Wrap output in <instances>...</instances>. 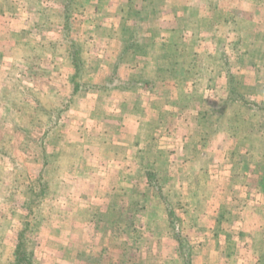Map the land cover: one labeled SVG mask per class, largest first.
Instances as JSON below:
<instances>
[{"label":"rangeland","instance_id":"obj_1","mask_svg":"<svg viewBox=\"0 0 264 264\" xmlns=\"http://www.w3.org/2000/svg\"><path fill=\"white\" fill-rule=\"evenodd\" d=\"M3 1L5 0H0V4L4 3ZM241 1L244 3H240ZM30 2H32L36 8H40L39 12L41 16L39 14L37 15L42 19L41 25L34 26L33 29L30 28L29 34H31V37L36 35L38 39H43L48 42L52 40L51 38L59 40V38L68 35L70 31H72V29L67 27L63 30L59 29V27L57 28V26L55 28L49 26L52 24L53 18L56 25L63 24L66 18L65 12H62L63 0H33ZM39 2L41 3L39 4ZM202 2L203 10L200 13V15H202L200 16V20L195 17L194 24L191 23L189 27L184 29L186 40L184 44L181 43L182 45L178 46L176 52L175 47H173L172 52H169L165 47H161L162 49L159 52L160 46L156 43L145 46L139 44L141 39L140 36H143L142 32H146L147 34L150 33L147 29H144L142 32L139 29L138 34L133 36L129 34L133 32L131 27L130 29H120L116 37L125 38L129 36L130 42L128 43H136L135 41H139L136 46L131 45L132 47L130 46L127 50L128 52L124 55L126 58L124 62L132 65V56L134 53L145 54L147 52L149 56L156 55V60L152 59L150 64H146V60L143 61L142 64L145 68L149 65L147 71L151 73V79L153 78V81L156 80L154 84H149L146 90L153 88L157 84V89H162V92L159 93L161 94V99H168L170 103L174 101L172 107L168 108V115L170 118H168L167 123L163 124L166 129L163 127V132H160V130L156 132L157 135L162 136V148L165 147L164 149H166L163 152H168L170 156L169 162L166 161L164 155H161L151 157L150 159H153V163H151L149 159L150 155L148 156L147 153L152 149L150 143V137L153 134L151 132V127H155L156 125L149 123L147 120L150 116H146L142 112L141 114L143 115H141V117L139 116L137 120L142 126V131H140L137 141L139 149V153L137 154L139 166L137 170H142V179L146 180L147 183H151L153 194L152 196L149 194H147L148 196L143 195L145 191L142 189V186H139L140 190H138L139 194L137 195L139 200L138 204H136V209L138 211L140 210L143 214L152 211L155 216L154 218H159V213H166L169 215L170 231L167 237L175 242L176 245L183 242V248L185 249L183 254L181 253L182 248L179 247L180 256L182 254L181 258L189 259L188 261L192 260L191 256L193 250L189 237L193 235L194 238H203L204 243L206 242L203 252L204 255L201 256V261L207 260L210 255L211 259L216 260L217 264H220L219 262L222 261L224 252H214L213 238L211 237L209 242H207L201 235L197 237L196 233L192 232L193 229L189 230V224L192 222L191 217H193V214L200 210L203 211V207L206 206L205 202L208 200V197L212 195V192H209L207 178L210 165L211 168H213V165L216 164V176L219 178L218 181H213L215 184H213L212 188L213 196L217 198L214 203L217 209L221 207L220 204L223 203L224 199L228 196V192L229 195L237 193L238 187L236 186L240 184V182H243L242 187L239 188L243 190L242 193L244 191H250L254 192L252 195L256 196V194L262 191L261 186L262 184L264 185V0H203ZM241 15L243 21L237 22V19ZM1 16L2 14L0 13V20ZM252 19H257L253 27L251 23L246 22L252 21ZM1 25H4V23L2 22ZM251 27L252 29H249ZM187 28H190V30ZM8 30H10V26H0V41L4 42L2 50H8L9 55L7 56L10 57L9 60L11 58L12 60L14 59L16 64H14V68L12 69L14 74L10 77V80L7 82L8 84L6 83L7 87L3 89L0 96V98L7 101L10 106L9 112L6 114L3 113L2 115V112H0V146L10 151L12 154L16 152V156H11L10 154V156L3 159V162L5 161V163H8L9 161V167L15 169V166L10 162L15 159V161L12 162H15L18 166L14 173L11 174L9 172V176L11 174L8 180L9 182L5 183V185L7 184L9 187L8 191L10 198L8 204H0V212L7 213V215H11L13 218L8 222V226L10 227L5 226L8 227L6 229L8 230L6 237H1L0 234V250L3 248V241L5 238H8L7 243H9V245L7 244L8 246L5 247L7 250L3 248L4 252L0 251L2 256L0 264H14L15 258L13 250L18 242L20 231L24 229L23 226L25 222L29 220L31 221V226L29 227L30 230H27L26 238L32 240L35 244V260L38 264H40V262L41 264H53L50 254L45 252L47 251L49 241L53 243L54 240L49 238L50 235L59 236L62 233L60 238L63 239L62 242H64L62 245H64L65 233L62 229V225L64 226V222H66V226L72 225V232L71 235L69 234L70 237L68 239L69 243L76 236H80L81 239L83 237L84 240H90L91 234L94 233V229L93 221L90 220L89 215L95 210V206H88V208H86L84 205L82 208L86 209H82L81 211V205H79V201L77 202L75 198L79 199L78 197L83 189H75L74 192H72L71 188L68 190L69 193L75 195L66 203L68 206L66 208L58 204L59 200L65 203L64 195L54 196L52 198L51 196L54 195V188H50L46 196L49 201H46V197L44 198L45 200L41 198L38 203H35L37 208H34L35 206L33 204L30 209L28 202L33 198L30 185L33 182L32 179H34V183L36 187H38L39 185L37 183L40 179L39 176L44 179H50L49 177L51 176V172L49 173L48 171H46L44 176L43 174H38L35 178H31L30 174V171L34 168L35 174L38 173V171H36L38 164L34 163L33 160H40V163H43L44 159L39 147V139L42 135L41 130L47 126L45 122L47 117L45 113L42 112L41 107L39 108L38 103L41 102L42 107L52 113L55 111L57 112V110L60 109L58 107L64 110L66 109L63 113V117H68V114L75 116L78 111L75 99L79 97L80 93L86 95L87 92L93 94L96 91L97 87L94 81L98 77L96 76V72L100 65L98 61L99 54H97L98 51L92 49L94 53H89V61L79 66V71L82 69V72L80 76L81 79H78L83 82V89L80 93L76 94L73 88L71 89L74 79H72L71 84L69 80L65 79L64 75L65 73L68 74L69 69L67 66L69 60L76 70L75 64L77 61L74 58L77 56L82 58L86 55V51L88 50L86 45L74 44V46H72L68 44L70 47L67 48V50L70 57L68 60H65L66 58L63 54L64 47L66 46L64 44L52 47V45L48 44L43 45V42H30V40L25 42V40L23 41L25 33L16 32L14 30L10 34ZM80 30H83V28ZM247 30L252 33L249 37L243 34L244 31ZM102 31L103 34H105V28L98 29L99 34H102ZM257 33L260 34L259 38H257L258 36L256 37ZM92 34H97V30L96 32L92 31ZM138 37H140V39H138ZM246 38L249 39V42L246 41ZM9 39H12V43ZM257 40L260 42L259 46ZM244 41L246 42L243 43ZM128 45L129 44H127V48ZM103 47L113 51L108 45H103ZM115 49L116 48H114V50ZM74 50H80V52H78L79 54L75 55ZM167 53H178L179 55H174L176 60H172L168 57ZM141 63L142 61L138 60V66L139 64L141 65ZM102 64L106 68L110 67L111 60H102ZM22 72H27L30 75L22 78L20 76ZM134 73H136V77H130V81L129 73H127V80H124L125 82L123 81L122 83V80L118 81L117 77L112 75L108 78V83L120 85L122 89L123 86L127 89L132 88L133 90L141 88V86L145 84L140 80V76L137 75L140 73L139 69ZM32 83L40 87L42 89L41 93L45 94L33 98L27 95L24 99V94L23 92L21 93V91H23L22 89L24 86ZM70 89L72 90L71 92H69ZM111 89V87H105L101 90L103 94H108ZM67 90H69L67 101L65 103L59 102L56 98L59 97L57 93L61 92L63 95H66L65 93ZM19 94H22L23 98H21V96L19 97ZM26 94L27 93H25V95ZM61 99H63V96ZM111 105L112 103H109L108 108H112ZM119 110L131 113V111L129 112L125 107L120 106ZM136 112L138 113V109ZM85 113L87 114L88 112L85 111ZM97 117H101V114H92L89 118L91 119L89 125L95 126L97 131H100L103 129L102 127L104 125L97 122ZM85 119L86 118H83L81 121H85ZM126 121V125L123 126H126L127 129L125 128L122 130L120 127L119 130H115L108 126L104 128L107 129L106 132H108V134H119L117 137L122 138V140H127L130 136V130L131 133L133 131L132 122L134 119L128 118ZM64 125H66V123L52 130L46 140L47 142H45L46 146L51 144V147H55L54 144H56V148H59L61 142L60 134L64 131ZM119 126L120 125H117V127ZM107 143L108 142L105 141L104 146H106ZM110 145L111 143L108 144L106 150L110 148ZM35 148H37V150H35ZM158 148L155 146V149ZM34 151L38 152L40 156L33 157L32 154ZM56 152L55 156L52 157L54 165L64 164V157ZM104 154H106L105 150ZM100 157L99 145L98 148L93 147V149L89 151L86 168L91 170L94 165L101 161ZM125 158L126 160H124L127 163L130 162L127 156H125ZM75 162L74 160L72 163L75 165ZM76 164L78 167L80 166V163ZM231 165L233 169L232 172L230 170ZM160 166L162 167V171H159ZM168 166L169 168L167 169ZM190 166L195 172H192L193 170L190 171ZM220 169L230 171L226 173L222 172ZM152 171L156 174L154 178L149 175V172ZM1 175L6 179L7 174L0 170V177H2ZM54 175L55 173L53 172L52 176ZM16 176L19 179H14ZM129 176L130 174L127 173L126 178ZM137 178L139 179L140 177ZM225 179H233L238 182L235 186L236 188H233V192L226 189L228 184L225 183ZM175 181L181 183L178 189L175 188ZM206 181L207 186H204ZM195 183H197V188L194 189L193 184ZM78 185L80 184L78 183ZM245 185H247L248 188H245ZM193 189L194 191H192ZM261 196L262 195L259 196L260 201H262ZM197 200L201 203L196 204L195 202H197ZM127 207L128 206L122 207L126 210L125 212L133 211V206H131V208L128 207V210L126 209ZM63 208H65V210L67 209L66 212H64L67 215V220L63 216ZM55 209L61 210L60 213L54 211ZM76 210L77 212H75ZM49 211L51 213L50 221L48 218ZM72 211L76 214V220H74L73 214L70 213ZM178 213H180L186 221L182 222L181 219H176ZM34 217H36L37 220L44 218L42 220L43 222H41L42 224H37V222L34 221ZM53 217H57L55 218L57 221H54ZM157 221L152 220L148 225L146 224L142 227L139 225L141 221H136L137 235L135 234L136 237H134L130 234L131 243L136 247V251H133L134 249L131 250L129 257L133 260V256H136L138 264H151L152 261L153 264H156V261H159L160 255L158 254H160V252H155L156 249H158V239L161 238L159 234L160 229H155L157 224H159ZM5 223L7 225V222ZM11 225L13 226L11 227ZM158 228H163V224H159ZM17 231L18 235L14 234ZM0 232H2L1 229ZM11 234H13V237ZM164 235L166 234L164 233ZM167 237L165 236L164 238ZM214 240H216V238H214ZM79 243L80 242H77V246ZM134 243L138 244L136 245ZM143 243L144 246H142ZM27 245L30 246L33 244L29 245L28 243ZM257 246L260 248V243H258ZM121 247V252L118 256L121 255V253H125V255H122V257L120 256L119 261L120 264H126L124 262L128 254H126L127 252L125 251L128 250V246L126 248L124 245ZM148 248L152 249L153 252H151V254L145 251ZM78 249L77 255L75 254L76 264H102V261L98 262L96 261L97 259H95V256L98 257L95 245L89 247L84 243V245L82 246L81 244V247ZM208 249H210V251H208ZM247 253H249L248 258L246 256ZM149 255H152L150 260L147 258L150 257ZM212 255L213 258L211 257ZM243 255L246 256V258L244 257L246 262L242 259ZM243 255L239 258L237 257V259H239L238 264H261L256 262L257 258L253 257L250 251L243 253ZM91 256H94V262L91 261ZM219 257L221 260H219ZM116 259L115 262H118ZM179 259L172 258V261H174L173 264H177L176 260Z\"/></svg>","mask_w":264,"mask_h":264},{"label":"crops","instance_id":"obj_2","mask_svg":"<svg viewBox=\"0 0 264 264\" xmlns=\"http://www.w3.org/2000/svg\"><path fill=\"white\" fill-rule=\"evenodd\" d=\"M30 1L33 0L3 1L4 3L0 4V13L2 14L0 26H10V30H8L10 31V34L14 30L16 32L25 33V36L23 38V41L25 40V42L29 40L30 42H43V45L48 44L52 45V47L64 44L66 46L64 47L63 54L66 58L65 60H68L70 57L67 50V48L70 47L68 46V44L86 45L88 50L86 51V55H84L82 59L85 62H88L89 53H91L93 50H96L98 51L97 54H99L98 61L100 63L96 72V76L98 77L94 81L96 82L94 83L97 87L96 91L93 94H89L87 92L86 95H82L80 93L79 97L75 99L76 108L78 109V111L76 112L77 114L75 116L68 114V117H64L63 122L64 124L66 123V125H64V131H62L60 134L61 142L59 148H56V144H54L55 147H51L52 145L48 144L46 149L48 163H40V160L37 161L35 159L36 161L33 160V162L38 164V166L36 167V171H38V173L35 174V168L30 171L31 178H35L38 174H43L44 176L46 174V171H48L49 173L51 172V176L49 177L50 179H47L50 180V188H56L55 185H58L57 188L60 189V192H57L58 190L56 192H53L54 195H52L51 197L53 198L54 196L64 195L65 203L59 200L58 204H61V206H65L66 208L68 207L66 203L75 195H71L68 190L72 188V192H74L75 189H83L82 193H80L78 197L79 199L75 198V200H77V202L79 201L78 203L79 205H81V211L82 209L88 208V206H95V210H93L89 215L90 220L93 221L94 233L91 234L90 240H84L83 237L81 239L80 236H76L72 239L73 241L71 240V242L69 243L68 239L72 232V225L66 226V222H64V226L62 225V229L65 233L64 245H62L64 242H62L63 239L60 238L62 233L59 236L50 235L49 238H52L54 240L53 243L49 241L47 251L45 252L50 254L53 264H76V260L71 261L70 259H75L77 255L76 253L79 250L78 248L81 247V244L83 246L85 243L89 247L95 245V249L98 253V257L95 256V259H97L96 261H102V264H120V256L122 257V255H125V253H121V255L119 256L118 254H120L121 252V246L124 245L125 248L128 246V250L125 251L127 252L126 254H128V257L125 258V261H127L126 264H138L136 261V256H133V260H131V258L129 257L131 250L134 249L133 251H136V247L131 243L130 234H132L134 237H136L135 234L137 235V226L135 225L137 224L136 221H141L139 225L142 227L146 224L148 225V223L152 222V220H158L157 222H159V224H163V228H158L159 224H157V227L155 228L156 230L160 229L159 234L161 236V238L158 239V249H156L155 251L156 253L160 252V254H158L160 255L159 261H156V264H173L174 261H172V258L179 259L181 258L182 254L181 256L179 254L180 244L176 245L175 242L167 237L169 236L170 231V221L168 217L169 215L166 213H159V218H154L155 216L153 215L152 211H148V213L146 212L145 214H143L140 212V210L138 211L136 209V204H138L139 200V197L137 196L139 194L138 190H140L139 186H142V189L145 191L143 195L146 196L147 194H149L152 196L153 194V187L150 185L151 183H147L146 180L142 179V170H137L139 166L137 159V154L139 153L137 141L140 131H142V126L138 123L137 120L139 116L141 117V115L145 114L146 116H150L147 121L156 125L155 127H151V132L153 134L150 137L152 149L147 153L148 156L150 155L149 159L153 156L164 155L166 161L169 162L170 156L168 152H163L166 149H164L165 147L162 148V136L157 135L156 132L159 130L160 132H163V127H165L163 126V124L167 123L168 118H170L168 115V108L172 107L174 101L170 103V100L168 99H161L162 97L159 93L162 92V89H157V84L149 90H146L148 89V86H141V88H136L135 90H133L132 88L127 89L125 86H123L122 89L120 85L108 83V78L113 75L117 77L118 81L122 80L123 83L124 80H127L126 75L127 73H129L130 81V77H136V73H134L136 70L139 69L140 73L147 70L149 65L146 69H144L145 66L142 65L143 61L146 60V64H150V61L152 59L156 60V55L149 56L146 52L145 54L134 53L132 56V65L130 63L124 62V60H126L124 55L128 52L127 50L131 45H137L139 41H135L136 43H128L130 42L129 36L125 38L116 37L117 32L120 29H130L131 27L133 29V34L135 33V35L138 34L139 29L141 32L144 31V29H147L148 32L150 31V33L147 34L146 32H142L143 36H140L141 39L140 37H138L141 42H139V44L145 46L156 43L158 46H160L159 52L162 49L161 47H165V49H167L168 45L170 44H177V46L181 45L180 43H184L186 40L184 29L186 27H189V24H194L195 17L200 20V16H202L200 15V13L203 10V0H71V5H68V3H70L69 0H63L64 3L62 12L66 11V6H70L69 17H66L64 19L62 25H56L53 18L52 24L49 26L52 28H55L57 26V28L59 27V29L63 30H65V28L67 27L69 29H72V31H70L68 35L59 38V40L51 38L52 40L48 42L43 39H38L36 35L31 37V34H29L30 28L33 29L34 26H39L42 23V19H40V17H38L37 15L39 14L41 16L39 12L40 8H36ZM40 3L41 2H39V4ZM240 3L244 2L241 1ZM239 18L237 19V22L243 21L242 15L239 16ZM256 20L257 19H252V21L246 22L251 23L253 27V24L256 22ZM2 22L4 23V25H1ZM252 27L249 29H252ZM82 28L83 30H80ZM102 28H105V34H103V31L102 34L98 33V29ZM187 29L190 30V28ZM96 30L98 35L92 34V31L96 32ZM248 30L244 31L243 34L249 37L252 33H250ZM259 36L260 34L257 33L256 37L259 38ZM246 39V41L249 40L248 38ZM9 41L12 43V39H9ZM246 41H244L243 43H245ZM3 44L4 42L0 41V96L3 89L7 87V82L10 80V77L13 76L14 72L12 71V69L14 68V64H16L14 59L12 60L11 58L9 60L10 57L7 56L9 55L8 50H2ZM127 44H129L128 48ZM257 44L258 46L260 45V42H258V40ZM103 45H108L112 48L113 51L105 49ZM114 48L116 49L114 50ZM77 52H80V50H77ZM174 55L177 56L179 54L175 53ZM170 56L171 55L168 54V57L171 59ZM101 59L103 61L111 60L110 67L106 68L102 64ZM138 60L142 61L141 65L139 64V66ZM68 63V74L65 73L64 76L65 79L69 80V82L72 84V79L76 74V70L70 60ZM28 75L30 74H28L27 72H22V74L20 73V76L22 78ZM155 82L156 80L153 81L152 84H154ZM35 85V83H32L23 87V91H21V93L23 92L24 95L25 93H27L25 96L23 95L24 99L27 95L33 98L45 94L41 93L42 89ZM72 85L71 89L73 88ZM105 87L112 88L108 92V94L102 93L101 89H104ZM71 89L70 91H66V95L58 92L57 94L59 97H56L57 100L61 103H65L69 96L68 91L71 92ZM20 96L21 98H23L22 94H19V97ZM62 96L63 99H61ZM40 103L38 104L40 105ZM109 103H112V108H108ZM120 106L127 108V110L129 112L131 111V113L120 111ZM9 107L10 106L8 102L0 98V112H2V115L3 113L6 114L7 112H9ZM137 109L138 113L136 112ZM85 111H87L88 113L86 114ZM141 112L143 114H141ZM94 113L101 114V117H97L96 119L98 120L97 122L104 125L102 127L103 129L100 131H97L95 126L89 125V122H91V119L89 118ZM83 118H86L85 121H81V119ZM128 118H132L134 119V121L132 122L133 131L131 133L130 126V136L127 138V140H122V138L117 137L119 136V134L112 135L106 132L107 129L104 127L107 126L115 130H119L120 127L122 128V130L125 128L127 129V127L123 125H126V120ZM117 125L120 126L117 127ZM105 141L108 142L106 146H104ZM110 143V148L106 150V148H108V144ZM98 145L100 148L101 161H99L91 168V170H89L86 168L88 164L89 151L92 150L93 147L98 148ZM155 146L157 148H160L155 149ZM35 150H37V148H35ZM104 150L106 154H104ZM55 152L64 157V164L54 165L52 157L55 156ZM10 154L11 156H16V152L12 154L10 153V151L3 149L0 146V170L3 173L7 174L6 179L2 175V177H0V204H8L10 198L8 191L9 187L7 184L5 185V183L9 182V177L16 171L18 166V164L12 162L15 161V159L10 161L11 164L15 166V169L9 167V161L8 163H5V161L3 162V159L10 156ZM32 155L33 157L40 156V154L36 151H34ZM125 156L130 159V162L127 163L125 161ZM74 160L76 161L75 165L74 163H72ZM150 160L151 163H153V159ZM76 163H80V166L78 167ZM230 167V170L232 172V165ZM168 168L169 166L167 167V169ZM56 169H59L60 175L54 176L53 178L52 175ZM192 170L193 169L190 166V171ZM230 170L225 169V171L222 170V172L228 173V171ZM159 171H162L161 166L159 167ZM9 172L11 173L10 176ZM192 172H195V170H193ZM208 172V188L210 190L209 192H212V195H210L208 197V200L205 202L206 206L203 207L204 210H200L199 212L194 213L193 217H191L192 222L191 224H189V230L193 229L192 232L196 233L197 237L201 235L207 242H209L211 237L213 238V251L224 252V257H222V261L219 262L220 264H238L239 259H237V257L239 258L243 255V253L249 251L251 255L253 254V257L257 258L256 262L264 264V185L262 184V191L258 193L259 195L256 194L255 196L252 195V193L254 192L250 191H244L242 193L243 190H240L239 188L242 187L243 182H240V184H238L236 180L225 179V183L228 184L226 186V189H228V191H232L233 188L236 187H238V190L236 194L232 193L229 195L228 192V196L224 199L223 203L220 204L221 207L217 209V207L214 206L217 198L213 196L212 191L213 184H215V182L213 181H218L219 179L216 176V164L213 165V168H211L210 165ZM127 173L130 174L128 178H126ZM137 177L140 178L138 179ZM14 179L19 178L16 176ZM32 180V183H34V179ZM78 183L80 185H78ZM174 183L175 188L178 189L181 183H178V181H175ZM193 185L194 189L197 188V183ZM204 186H207V181ZM245 186V188H248L247 185ZM194 189L192 191H194ZM260 195H262V201H260ZM45 199L46 201H49L47 197ZM195 203L200 204L201 202L199 203L197 200V202ZM84 205L86 208H82V206ZM126 206L130 208L131 206H133V211L125 212L126 210L122 207ZM128 207L126 208L127 210ZM66 210L65 208H63L62 212L64 214L63 216L67 220V215L64 213L66 212ZM54 211L60 213L61 210L59 211V209H55ZM75 212H77V210ZM75 212H70L71 214H73V217L75 218L74 220H76ZM48 214L49 217L48 215L47 217L50 221V211ZM178 214L176 215V219H181L182 222L186 221L185 218L180 215V213ZM55 218L57 217H53L54 221H57V219ZM12 219L13 218L11 217V215L0 212V229L2 230V232H0L1 237H6V235L8 234V230L6 229L10 227L8 226V222H10V220ZM5 222H7V225ZM12 226L13 225H11V227ZM164 233L166 235H164ZM14 234L18 235V231ZM11 235L13 237V234ZM165 236L167 238H164ZM214 238H216V240H214ZM7 239L8 238H5L3 241L2 247L4 249L9 245V243H7ZM189 241L193 250V254L191 256L192 260L186 262V260L182 257V261L181 259L176 260L177 264H217L216 260L210 258V255L207 260L201 261V256L204 255V246L206 245V242L204 243L203 238L197 239L192 235L191 237H189ZM77 242H80L78 246ZM258 243H260V248H258L257 246ZM134 244L137 245L138 243ZM142 246H144V243L142 244ZM3 248L2 250H0L1 252H4ZM145 251H148L149 254L153 252L152 249L149 248ZM208 251H210V249H208ZM149 256L150 257L147 258H149L150 260L152 255ZM246 256L248 258L249 253H247ZM246 256H242L244 262H246V260H244ZM91 257V261L94 262V256ZM211 257L213 258V255ZM220 257L219 260H221ZM1 258L2 256L0 254V260ZM115 259L118 262H115ZM151 264H153V261Z\"/></svg>","mask_w":264,"mask_h":264},{"label":"trees","instance_id":"obj_3","mask_svg":"<svg viewBox=\"0 0 264 264\" xmlns=\"http://www.w3.org/2000/svg\"><path fill=\"white\" fill-rule=\"evenodd\" d=\"M70 3H68V5H71V0H69ZM70 14V6H66V11H65V15L66 17H68ZM130 35H135V33L133 34L132 33H129ZM181 44V43H180ZM184 44V43H182ZM181 44V45H182ZM136 46V44H133ZM72 46H74V44H72ZM180 46V45H178ZM178 46L177 44H173V45H168L167 49L169 50V52H172L173 50V47H175V52L176 50L178 49ZM177 47V48H176ZM75 51V55L76 54H79L77 52V50H74ZM174 54L175 53H170V57L172 60H176L175 57H174ZM73 57V56H72ZM74 58V57H73ZM76 74L74 75V80H73V91L74 93H80L81 90L83 89V82L80 81L81 79V72H82V69L79 71V66L81 65H84L85 64V61L82 59V58H79V56H77L76 58ZM147 68V66H146ZM144 68V69H146ZM78 70V71H77ZM139 78H141L140 80L142 82H144L145 85L143 86H149V84H152L153 83V78L151 79V73L146 70L144 72H141L139 74ZM147 77V78H146ZM150 77V78H148ZM80 78V79H78ZM41 107V110L43 113H45L46 115V128H44L43 130H41V137L39 139L40 141V149H41V152H42V156H44L43 158V162L45 164L48 163V157L46 155V149H47V146L45 145V142H47L46 140L48 139V136L50 135V133L52 132V130L55 128V127H58L60 125H63L64 124V117H63V113L66 111V109L64 110L63 108L61 107H58L60 109L57 110V112H51L47 109H45L44 107H42V104L40 103L39 105V108ZM63 118V119H62ZM55 175L54 176H59L60 173H59V169H56L54 171ZM149 175H151L152 178L156 177V174L154 171L152 172H149ZM52 176V177H54ZM39 181H38V187H36L35 183H32L30 184L31 185V192L33 193V198L31 199L30 202H28V204L30 205V209L32 208L31 205L34 204V208H37L36 204L35 203H38V201L42 198L44 199L46 196H47V192L49 191L50 189V180H47V179H44L43 177H39ZM58 179V178H57ZM56 179V180H57ZM59 182V181H58ZM53 185V183H52ZM58 186V185H57ZM57 186L55 185L56 188L53 189L54 192H60V189L57 188ZM35 210V209H34ZM45 217V216H44ZM44 218H41L39 220L36 219V217H34V221L37 222V224H42L41 222H43ZM31 226V221H27L25 222L24 224V229L20 231L19 233V238H18V242L13 250V254H14V258H15V262L14 264H38V262L35 260V255H36V250H35V244L32 240H29L26 238V234H27V230L29 231L30 230V227ZM29 243L30 244H33V245H30L28 246L27 244ZM183 242L180 243V247L182 248L181 250V253L183 254V252H185V249L183 248ZM185 256V255H184ZM185 259V258H184ZM71 261L75 260V259H70ZM186 262H189L188 260L189 259H185ZM127 261H125L124 263H126Z\"/></svg>","mask_w":264,"mask_h":264}]
</instances>
